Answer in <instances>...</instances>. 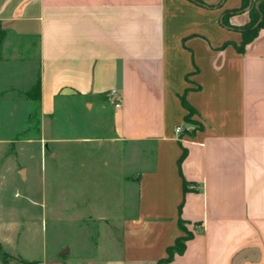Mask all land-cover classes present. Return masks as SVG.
I'll use <instances>...</instances> for the list:
<instances>
[{"label": "crops", "instance_id": "1", "mask_svg": "<svg viewBox=\"0 0 264 264\" xmlns=\"http://www.w3.org/2000/svg\"><path fill=\"white\" fill-rule=\"evenodd\" d=\"M260 1L0 0V70L18 59L32 76L8 91L40 81L38 103L13 99L28 117L39 108L40 135L26 141L64 118L66 140L108 145L99 164L66 152L74 202L90 203L94 185L98 210L85 218L108 224L90 234L86 264H264V26L242 47L236 28ZM79 104L94 118L78 119ZM180 219L193 235L161 261L185 234Z\"/></svg>", "mask_w": 264, "mask_h": 264}, {"label": "rangeland", "instance_id": "2", "mask_svg": "<svg viewBox=\"0 0 264 264\" xmlns=\"http://www.w3.org/2000/svg\"><path fill=\"white\" fill-rule=\"evenodd\" d=\"M20 62L16 59L12 67L0 70V264H25L21 258L30 261L41 259L45 264H86L79 255L83 252L96 253L95 245L89 239L90 234L96 238L98 231L108 224L96 216L85 218L86 213L98 210L94 185L86 187V190L92 191L93 200L90 203L74 202L79 195L70 194L65 184L69 161L66 152L74 151L71 156L74 163L99 164L111 159L108 145L107 142L100 145L97 139L66 140L62 134L64 118L57 122L58 127L46 121L41 133V137H45L44 142H27L26 139L32 136L39 137L40 123L33 127L29 124L26 115L29 107L25 106V102L30 99L25 97L24 91H18L23 99L17 97V91H8L10 87L22 89L20 87L26 88L30 84L32 76L20 66ZM14 98L25 104H13ZM73 111L78 119L95 116L94 111H88L81 104ZM194 116V113L190 114V123L196 122ZM28 126L29 130L16 140L17 133ZM56 130H61V134H57ZM79 130L80 127L75 134L77 137L81 136ZM121 146L115 147L120 150ZM54 152L58 155L53 156ZM95 156L97 158H92ZM118 158L122 172L125 159L120 152ZM103 170L100 173L102 178H99L102 181L106 180V170ZM182 230L184 235L190 232L187 225ZM68 247L70 254H62V249Z\"/></svg>", "mask_w": 264, "mask_h": 264}, {"label": "trees", "instance_id": "3", "mask_svg": "<svg viewBox=\"0 0 264 264\" xmlns=\"http://www.w3.org/2000/svg\"><path fill=\"white\" fill-rule=\"evenodd\" d=\"M246 7V6H245ZM244 9V7H243ZM251 20L242 26L236 27L238 30H240L243 33V41L241 47L246 44L247 42L251 41L257 34V31L260 27L264 26V1H260L257 6L254 4L251 7ZM5 39V32L3 30H0V58L2 55V47L3 42ZM241 49V48H240ZM24 95L26 98L32 99L35 102H39L41 98V89H40V81H37V83L28 91L24 92ZM181 101L183 106L188 110V113L185 116V120L187 122L190 121V114L196 113L195 108L187 101V99L182 96ZM29 124L39 125V108L36 106L32 113L29 116ZM29 126L23 131L16 135L15 139H18L22 134L26 133L29 130ZM186 151L183 152L182 156L180 157L179 161L183 159L185 156ZM185 189H187V183L185 182ZM180 226L184 227V221L180 219ZM193 235V233L190 231L188 234L178 237L175 241V243L168 247L167 253L168 256L166 258L161 259V261H168L174 257L176 253H182L186 246V241ZM22 263L25 264H37L38 261H29L24 258L20 259Z\"/></svg>", "mask_w": 264, "mask_h": 264}, {"label": "built area", "instance_id": "4", "mask_svg": "<svg viewBox=\"0 0 264 264\" xmlns=\"http://www.w3.org/2000/svg\"><path fill=\"white\" fill-rule=\"evenodd\" d=\"M108 95L113 99L116 107L120 106V101L122 98V93L119 89L113 88L109 90ZM181 130V126H177L176 131L179 132ZM37 264H45L43 261H38Z\"/></svg>", "mask_w": 264, "mask_h": 264}, {"label": "water", "instance_id": "5", "mask_svg": "<svg viewBox=\"0 0 264 264\" xmlns=\"http://www.w3.org/2000/svg\"><path fill=\"white\" fill-rule=\"evenodd\" d=\"M0 247H1V242H0Z\"/></svg>", "mask_w": 264, "mask_h": 264}]
</instances>
